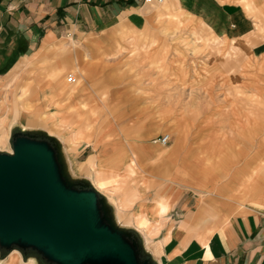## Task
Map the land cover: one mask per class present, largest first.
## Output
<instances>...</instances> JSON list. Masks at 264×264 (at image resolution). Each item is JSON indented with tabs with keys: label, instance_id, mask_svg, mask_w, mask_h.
Here are the masks:
<instances>
[{
	"label": "crops",
	"instance_id": "obj_1",
	"mask_svg": "<svg viewBox=\"0 0 264 264\" xmlns=\"http://www.w3.org/2000/svg\"><path fill=\"white\" fill-rule=\"evenodd\" d=\"M164 5L165 9L161 7L157 17L169 19V12L176 10L183 22V30L177 34L183 33L188 45L200 56L189 59L178 51L176 44L170 43V49L176 54L168 61L167 69L179 71V76L184 72L187 78L182 87L177 77L169 76L175 86L189 90L179 99L173 97L174 102L186 103L183 108L173 106L162 110L156 96L140 101L123 92L110 93L106 99L98 94L108 86L127 83L125 69L132 56L148 62V67L159 65L162 39L177 36L172 32L167 35L168 30L158 27L147 31V27H156L157 22L145 9L143 0H0V96L3 80L25 68L27 59L36 55L33 61L37 62L56 56L54 67H49L45 76V102L59 109L62 107L60 95L79 94V102L94 113L93 122L95 118L105 119L99 130L95 125L96 132L103 134L109 125L111 134H124L123 147L115 155L112 150L116 147L110 146L99 153L84 144L89 140L78 126L80 121L75 122L74 108L65 117L62 113L59 117L48 114L43 120L52 126L71 128L72 141L81 144L68 148L77 153L75 158L81 165L82 179L103 200L112 225L129 232L138 255L152 264H264V155L261 154L264 138L254 139L255 132L254 138L252 135L243 138L250 145L231 143V138L224 140L229 132L223 127L222 118L231 117V105L242 115L247 111L236 104L233 94H223L217 101L218 95L210 93L213 87L224 90L242 85L246 86L244 90H249L245 96L264 98V93L254 92L256 83L252 81L258 68L264 67V0H166ZM69 39L74 45L68 58L64 56L67 51L42 53L45 47H52L49 41L68 46ZM152 40L155 45L146 47ZM65 61L70 62L73 71L83 72L79 75L82 85L76 72H72L75 83L67 86L64 68H70ZM202 70L207 77L199 86L204 88L191 91L195 73ZM131 97L136 98L130 100ZM104 101L109 104L104 106ZM215 102H218L216 106ZM15 106L13 100L12 119L16 115ZM31 108L27 106L24 113L31 112ZM20 120L21 114L12 123L18 127ZM183 125L185 137L179 143L176 134ZM164 131L173 137L168 150L175 153V165L181 160L185 163L177 170L188 179L185 182L173 177L176 169L171 163L172 157L160 154L161 163L156 162L163 146L157 147L152 139ZM77 133L82 134L81 140L74 137ZM230 144L248 151L246 161L237 159L244 168L230 163L228 168L234 166L230 174L223 167L222 158L206 165L193 157L197 149L212 148L221 155ZM255 148L257 151L252 154ZM99 159L123 168L122 176L114 175L119 189L112 192V201L96 190L113 191L108 189L109 181L102 177L106 185L99 188L94 183L93 171H88ZM137 165L147 168L141 169L138 177ZM250 165L254 169L249 171ZM206 166L213 169H204ZM218 167L224 169L220 172ZM238 171L250 181L242 191L237 189ZM117 196L123 209L117 207ZM137 216L144 218L139 220V228L135 224ZM6 263L18 264V257L12 255Z\"/></svg>",
	"mask_w": 264,
	"mask_h": 264
},
{
	"label": "rangeland",
	"instance_id": "obj_2",
	"mask_svg": "<svg viewBox=\"0 0 264 264\" xmlns=\"http://www.w3.org/2000/svg\"><path fill=\"white\" fill-rule=\"evenodd\" d=\"M165 2L162 4L163 6L156 5V4L146 5L145 9L150 11L149 13L152 14V16L155 18L157 22L156 27H152V28L147 27V31L150 32L151 30L160 28L161 30H168L169 33H167V35L168 34L170 35L171 32L173 34H177L179 33L180 30H183V22L180 16L174 12L176 10H171L169 12V15H170L169 19H165L164 17H157V14L159 10H161V7L163 8V10L165 9L166 7V5H164ZM173 18H177L176 19L177 21H174L175 19ZM182 35L183 33L177 34V36L173 38L164 37L162 39L163 43L160 49L161 54H160L159 65H155V66L151 65L150 67H148V62H146L145 60L141 61L140 58L136 56L130 57L129 63L125 69L127 72V77H128V79L125 80V82L127 83L108 86V88H106L105 91L104 90L100 91L98 94L101 93L100 95H102V98L106 99L108 98L110 93L115 94V93L123 92V93L128 94L129 96H136L138 99H140V101L148 100L156 96L160 99V105H161L162 110L172 109L173 106L177 108H183L186 103L181 102L180 100H176V102H174L173 97L178 96L177 98L179 99L183 97L185 94L189 93V90L184 89V88L181 89L179 86H175V84L172 83L171 80H169L170 79L169 76L177 77L176 79L178 80V82L180 84H183L182 87H185V84H186L185 81L187 78L184 72H182L181 75L179 76L178 74L179 71L175 69L173 70L167 69L168 61L173 57L172 56L173 54H176L175 51L170 49V45L176 44L179 47L178 51L181 54H186V56L189 59L194 60L197 57L200 58V56H199V53L195 49L192 48V46L190 47L188 45V39ZM70 40L71 39H69L68 46L66 45V43L56 44L54 40H51L48 42V44H52V47L49 49L45 47L42 50V53H44L45 50L51 51V52H55V50H57L59 51V53L67 51V53L64 56L68 58V56H70L69 51H71V47H73L74 45L73 42ZM133 40L135 41L136 39L133 38ZM154 42L155 41L152 40L151 43L146 45V47H153L155 45ZM117 47H118L117 49H120L121 46L118 45ZM140 51H143V50H140ZM55 57L48 59V60L40 59L37 62H34L33 60L37 58L35 55L34 57L27 59L25 63L26 67L23 68L18 74L11 75L10 73L6 77V79L3 80V83L1 85L2 87L1 91L3 92L1 93V96H0V120H3L5 124L2 126V128H0V139L3 134H5V136H3V144L0 145V154H7V155L12 154V143L14 139L18 136L17 126H15L12 123L13 122L12 120L13 119L15 120L18 117V115L21 114V120L20 122H18L19 123L18 128L29 131V134L27 137L30 138L31 140L33 139L46 140L45 139L46 133L53 135V139H51L49 142L52 145L56 146V148H58L59 150L58 155H60V159L62 162L61 163L62 168L65 172V175H64L65 180L71 184L72 183L75 184V187L80 188L79 185H84V184H87L88 182L85 180V178L82 179L84 176L80 173L81 165L77 163V159L75 158V156L77 155L76 151H74V149H69V148H75L77 145L81 143H74L72 141L73 132L71 131V128L59 127V125L52 126V124L48 120L46 121L43 120L44 116L48 114H52V116L59 117L60 114L62 113L63 117H65L66 113L71 110L70 108H74L72 112L76 114L75 122L79 123L80 121L78 126L82 130L84 138L89 140L88 144L87 143H84V144L91 146L96 152H99V153H102V151L100 152V150L109 149L110 146L116 147V150L115 149L112 150V153L115 154V152L119 151L121 147H123V142H122L121 137H124V134L122 133L111 134V132L109 131L110 128L108 127L109 125L107 126L103 134L97 133L95 125L98 128L97 130H99V128H101V126L104 125V123L102 122L105 119L95 118L93 122L94 113L88 109L85 103L79 102L80 95L77 93L71 96H68L66 94L60 95V102H61L62 107L59 109L54 108L52 105L45 102L44 96H43V94L46 92L45 76L49 70V67H54V64L56 62L54 59ZM65 64L67 65L68 68H70L67 70L64 68V71H66L65 75L69 76L72 72H76L75 74L78 76V80L81 84L79 75L83 72L80 73L78 69H76V71H73L71 69L73 68V66L68 61H65ZM256 73H257L256 76L252 77L253 83L254 82L256 83L254 92H256L257 94H262L264 93V79H262L264 76V67H259ZM206 77H207V73L204 72L203 70L200 72L199 71L196 72L194 79L191 81L192 84H190L191 91L194 88H199V89L204 88V87H200L199 83L201 80L206 79ZM211 81L212 80H210V82ZM66 84L69 87L71 86L70 83L68 82H66ZM243 87L246 88V86H243ZM243 87L242 85L238 87H225L224 90L217 88V87H213L212 90L210 91V93L218 95L216 97L217 101H220L221 95L223 94H233L236 100V104L240 106V108H242L243 111H247L245 115H242L241 113L237 111L238 109H234L233 107L234 105H231V109L233 108L231 117H226L228 118L227 120H225V117L222 118L223 120L222 125L229 132V134L225 135L224 140H227V138H231L229 139L230 141H232L231 143H233L234 141H239L238 143L245 144L246 141H244L243 138L247 137V135H252L254 138L255 135L253 133L255 132H256L255 133L256 137L254 139H257L258 141H260L264 138L262 135L264 134V101H262V99L264 98L261 99L260 97H257V96L256 97L245 96L244 94L249 93V90H244ZM32 88L33 89L36 88L35 91H32ZM135 98L131 97L130 100L135 99ZM13 100H15L16 102V106H15L16 115L12 119L11 103ZM217 103L218 102H215L214 105L216 106ZM102 104L106 106L109 103L104 101ZM26 105L27 106L31 105L32 107L30 110L31 112H27V114L24 113L25 112L24 110L27 109ZM24 115L28 118L29 122H25L23 120L22 116ZM198 120H200V118H198ZM183 128L185 129L186 127L184 125L180 126L176 134L177 136H179L178 138L179 143L182 142L181 141L182 136L185 135ZM81 135H82L81 133H77L74 137L78 138ZM162 135H168L170 137V142L168 143L167 146L160 147V152L157 155L158 160L156 162L157 164H160L161 162L159 161V155L164 154V155H169L170 157H172L173 160H171V163L175 165V161H176L174 159L175 153L174 152L170 153V151L168 150L173 140L172 134L169 131H164L163 133L160 134V136ZM160 136L152 139V142L157 147H159L158 146L159 143L157 142V140L159 139ZM246 144L250 145L249 143H246ZM228 147L230 148H226L223 151V154L221 155H217V150L212 149V148L204 150V151L201 149L200 150L197 149L194 151V153L197 152V154L193 157L195 158V160L199 158L200 160L198 159V162L201 163L203 161L204 164L206 165H210V163L214 161L215 159H220V160L223 159V161H225V164L223 166L225 169L228 168V165L230 163H235L237 165L236 168L238 167L239 169L244 168V165H242V162L240 163L238 162L240 159H242V161L247 160L244 158L248 157V151L240 150L239 149L240 145L236 147V145L230 144V146ZM235 147L236 149H233ZM262 149H264V147ZM256 151L257 149L255 148L251 152L253 154ZM243 152L245 153L244 157H243ZM261 154L264 155V151H261ZM238 158L239 160H237ZM102 162L104 161L99 159L97 164H95L94 167H88V171H93L94 173V176H95L94 183L97 186H98V182H97L96 175L99 173V163H102ZM184 165H185L184 161L181 160L178 163V165L174 166L176 171L173 172V177L175 175L176 177H178V179L180 180L182 179L181 180L182 182H185L188 179L185 178V175H182L179 172H177V170L183 168ZM143 168L144 167H139L137 165L136 167L137 177L140 175L139 173H142L141 169ZM224 168L218 167L220 172ZM232 168H234V166L231 168H228L229 174L231 173ZM144 169H147V168H144ZM204 169L212 170L213 166H208V167L206 166L204 167ZM252 169H254V165H250L248 167L249 171ZM122 170H123L122 166H119V168L115 169V171L114 170L110 171L108 169H105L102 177L106 181L111 179L113 181L112 182V185H113L114 182L116 183V179L114 178V175H119V177L122 176L124 174V173L123 174L120 173ZM214 170L213 172L209 174L214 173L215 172ZM106 172L108 173V175L106 174ZM171 173L168 174L169 177L170 175H172ZM237 173H238L237 177L239 181L237 189L241 190L244 186H246L247 184H250V181L247 180V176L243 174L239 175V171ZM229 174L224 175V176L228 177ZM162 176H165V175H162ZM178 179L176 178V180ZM91 181H93V179ZM141 184L143 185V183ZM184 184L186 185V183ZM112 185L108 189L113 190V191L105 192V191L98 190L101 193H103V195H105L108 199H110V201H112L111 200V197H112L111 195L113 194L112 192L115 191ZM116 189H119V187ZM117 197H118L117 207L120 209L122 208L120 204V200H119L120 197L119 196ZM141 219L142 221H144V218L141 216H137L135 218V224L137 228H139L138 223H139V220ZM148 225L150 226V224H147V226ZM147 229L148 227H146L145 230ZM12 252H18L22 256V258L25 260H29V261L37 260L39 264H51L46 259H44V257H42L41 254L37 253L36 251L32 249H20L18 247H11L9 249L0 248V255L3 257H5L6 255ZM144 258H145L144 256H138V259L140 261H144L145 260ZM7 259L8 258L0 262V264H4ZM19 264H34V263L33 262L23 263L21 257L19 256Z\"/></svg>",
	"mask_w": 264,
	"mask_h": 264
},
{
	"label": "water",
	"instance_id": "obj_3",
	"mask_svg": "<svg viewBox=\"0 0 264 264\" xmlns=\"http://www.w3.org/2000/svg\"><path fill=\"white\" fill-rule=\"evenodd\" d=\"M17 134L12 154H0V248L32 249L51 264H152L88 183L65 180L51 139Z\"/></svg>",
	"mask_w": 264,
	"mask_h": 264
},
{
	"label": "bare ground",
	"instance_id": "obj_4",
	"mask_svg": "<svg viewBox=\"0 0 264 264\" xmlns=\"http://www.w3.org/2000/svg\"><path fill=\"white\" fill-rule=\"evenodd\" d=\"M68 77H72V78H73L72 75H69ZM68 77H67V79H66L67 82H68ZM74 83H75V79H74V82H73V83H70V84H74ZM22 118H23V120H24L25 122H29L24 116H22ZM4 124H5V122H4L3 120H0V128H2V126H3ZM19 130H20L21 133H25V132L29 133V131L24 130V129H20V128H19ZM3 136H5V134H3L2 137H1V139H0V145L3 144ZM46 136H47V138H49V139H53V135H50V134L46 133ZM81 136H82V135H81ZM81 136H79L78 138H76V140H81ZM166 146H167V145H166ZM115 155H117V154H115ZM119 166H120V165H113V164H110L109 161H108V163L102 162V163L100 164V166H99V173L96 175L99 188H103V187H105V185H106V184H104V183L101 181L102 174H103L104 170H105V169H108V170H110V171H113V170L115 171V169H118ZM94 177H95V176H94ZM108 181H109L108 185H109V187H111L113 181H112L111 179H109ZM91 184H92L93 187L96 189V187L94 186V184L92 183V181H91ZM112 186H113L114 189H116V187H117V185H116L115 182H114V184H113ZM96 190L98 191V189H96ZM99 192H100V191H99ZM100 193H101V192H100ZM102 194H103V193H102ZM109 200H110V199H109ZM164 211H165V208L163 207V208H162V212H164ZM139 232H140V231H139ZM12 255H17V257H18V264H19V256L21 257L23 263L33 262L34 264H39V262H38L37 260H31V261H29V260H25V259H23L22 256H21L18 252H12V253L6 255L5 257H3V256L0 255V262L4 261L6 258L9 259ZM8 259H7V260H8ZM7 260H6V261H7Z\"/></svg>",
	"mask_w": 264,
	"mask_h": 264
},
{
	"label": "built area",
	"instance_id": "obj_5",
	"mask_svg": "<svg viewBox=\"0 0 264 264\" xmlns=\"http://www.w3.org/2000/svg\"><path fill=\"white\" fill-rule=\"evenodd\" d=\"M166 0H143V4L145 5H151V4H156V5H162ZM74 82V78L72 77H68V83H73ZM157 142L161 145V146H166L169 143V137L168 135H164L162 137H160Z\"/></svg>",
	"mask_w": 264,
	"mask_h": 264
}]
</instances>
